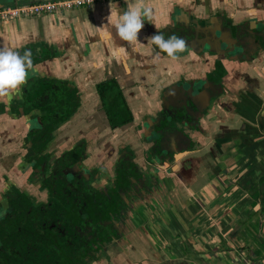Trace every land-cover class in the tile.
Masks as SVG:
<instances>
[{
    "label": "crops",
    "instance_id": "obj_1",
    "mask_svg": "<svg viewBox=\"0 0 264 264\" xmlns=\"http://www.w3.org/2000/svg\"><path fill=\"white\" fill-rule=\"evenodd\" d=\"M39 1L0 0V6ZM135 3L98 2L0 22V47L11 44L21 54L31 50L33 62L27 82L0 97V133L6 141L8 134L28 131L26 120L11 111L21 103L24 86L55 80L76 89L85 105L95 106L96 86L112 80L120 86L135 126L142 115L156 109L162 87L180 76L199 78L211 60L203 63L192 52L176 60L160 53L157 59L159 50L146 37L196 19L264 27V0H145L153 19L145 21L138 42L101 39V26L108 24L110 13L114 19ZM255 58L243 70L244 77L230 76L226 84L233 96L221 116L212 113L203 120L207 134L199 139V149L182 164L160 168L162 180L132 214L128 247L115 264H264V52ZM131 131L124 132L125 137L116 134V145L130 143L135 148L136 127ZM19 139L1 147L3 165H12L13 156L6 154L18 151ZM136 155L141 159L140 152Z\"/></svg>",
    "mask_w": 264,
    "mask_h": 264
},
{
    "label": "flooded vegetation",
    "instance_id": "obj_2",
    "mask_svg": "<svg viewBox=\"0 0 264 264\" xmlns=\"http://www.w3.org/2000/svg\"><path fill=\"white\" fill-rule=\"evenodd\" d=\"M173 26L186 30L164 32L185 40L179 55L192 52L203 63L211 58L207 72L199 78L180 76L162 87L156 109L135 126L120 86L116 93L125 114L120 120L127 122L115 129L95 91V106L108 131L128 126L123 129L127 133L136 127L135 148L107 142L97 156L90 155L85 135L58 138L79 108L82 115L88 112L76 89L55 80L30 81L21 88L22 101L11 111L26 120L28 131L8 134L10 142L0 133V264H115L117 256H124L133 230L131 216L162 180L160 168L182 164L199 149V139L207 134L203 120L212 113L221 116L233 96L227 81L244 77L243 70L264 52L263 24L196 19ZM218 37L225 43L212 52L205 42ZM15 138H20V148L7 151L13 163L3 165L1 147Z\"/></svg>",
    "mask_w": 264,
    "mask_h": 264
},
{
    "label": "clouds",
    "instance_id": "obj_3",
    "mask_svg": "<svg viewBox=\"0 0 264 264\" xmlns=\"http://www.w3.org/2000/svg\"><path fill=\"white\" fill-rule=\"evenodd\" d=\"M74 2L80 4L85 0H74ZM87 3L91 5L92 0H87ZM152 19L153 11L145 5V0H136L133 6L116 14L114 19L110 13L107 17L108 24L101 26L104 31L100 38L106 41L118 39L128 44L138 42V33L143 29L145 21L151 23ZM146 39L150 40L154 48L159 50L156 53L157 59L160 53H165L172 60H176L179 53L186 48L185 40L175 34L166 36L163 32H156ZM32 67L31 50H25L21 54L11 44L8 47H0V97H7L24 85Z\"/></svg>",
    "mask_w": 264,
    "mask_h": 264
},
{
    "label": "rangeland",
    "instance_id": "obj_4",
    "mask_svg": "<svg viewBox=\"0 0 264 264\" xmlns=\"http://www.w3.org/2000/svg\"><path fill=\"white\" fill-rule=\"evenodd\" d=\"M95 105L98 106L97 104ZM96 106L87 103L86 109L88 110V112H86L85 115H82L84 109L79 108L72 120L67 124V127H63L59 131L58 136V138L60 139L65 136L73 139L79 137L80 134L85 135L87 139H89V142L91 144L88 152L90 155L92 153V155L94 154L95 156L99 154L100 150L102 149V145L106 144L107 142L116 145V134H119L118 136H122L125 132L123 131V129H126L128 127L127 126L118 132L108 131L105 119L103 118V114L100 110H98V107ZM129 127H132V125H129ZM91 137L94 138V142Z\"/></svg>",
    "mask_w": 264,
    "mask_h": 264
},
{
    "label": "built area",
    "instance_id": "obj_5",
    "mask_svg": "<svg viewBox=\"0 0 264 264\" xmlns=\"http://www.w3.org/2000/svg\"><path fill=\"white\" fill-rule=\"evenodd\" d=\"M114 0H92L89 5L87 0L77 4L74 0H43L15 5L13 7L0 8V22H9L15 19L38 16L42 14H54L59 11H70L85 6H92L98 2H110Z\"/></svg>",
    "mask_w": 264,
    "mask_h": 264
},
{
    "label": "trees",
    "instance_id": "obj_6",
    "mask_svg": "<svg viewBox=\"0 0 264 264\" xmlns=\"http://www.w3.org/2000/svg\"><path fill=\"white\" fill-rule=\"evenodd\" d=\"M118 86L115 85V82L112 80L104 81L96 86V90L101 99V103L104 107V110L107 114L110 126L115 129L124 124L126 120H120V117H123L125 114L121 109V103L117 97ZM43 132H47L44 130Z\"/></svg>",
    "mask_w": 264,
    "mask_h": 264
},
{
    "label": "water",
    "instance_id": "obj_7",
    "mask_svg": "<svg viewBox=\"0 0 264 264\" xmlns=\"http://www.w3.org/2000/svg\"><path fill=\"white\" fill-rule=\"evenodd\" d=\"M24 4V3H23ZM0 8H2V6H0ZM6 8V7H5ZM187 24V23H186ZM169 27H171V28H174V26H169ZM184 27H186V26H184ZM183 27H179V28H174V29H176L177 31H185L186 32V30H183L182 29ZM213 33V32H212ZM218 35L220 36L221 35V31H218ZM214 35V34H213ZM213 37H216V35H214ZM225 43V42H223V40H222V38H219L218 37V40H215V42H210V41H208V42H205L206 44H207V46H208V48L212 51V52H217L218 51V47H219V45L221 44V43ZM232 51L230 50L229 51V53H231ZM199 83V82H198ZM187 95V94H186ZM168 117H170V114L168 115Z\"/></svg>",
    "mask_w": 264,
    "mask_h": 264
}]
</instances>
